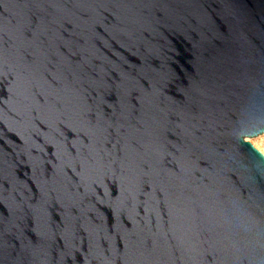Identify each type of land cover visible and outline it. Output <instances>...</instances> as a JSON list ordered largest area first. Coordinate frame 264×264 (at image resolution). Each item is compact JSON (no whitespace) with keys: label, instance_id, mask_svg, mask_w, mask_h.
Here are the masks:
<instances>
[{"label":"water","instance_id":"95a60500","mask_svg":"<svg viewBox=\"0 0 264 264\" xmlns=\"http://www.w3.org/2000/svg\"><path fill=\"white\" fill-rule=\"evenodd\" d=\"M264 0H0V264H264Z\"/></svg>","mask_w":264,"mask_h":264},{"label":"rangeland","instance_id":"374dc122","mask_svg":"<svg viewBox=\"0 0 264 264\" xmlns=\"http://www.w3.org/2000/svg\"><path fill=\"white\" fill-rule=\"evenodd\" d=\"M264 156V134L247 139Z\"/></svg>","mask_w":264,"mask_h":264}]
</instances>
